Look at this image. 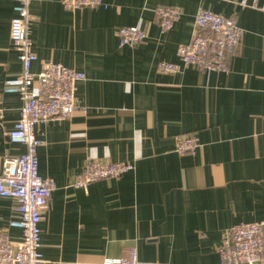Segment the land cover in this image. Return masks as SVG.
Returning <instances> with one entry per match:
<instances>
[{
    "label": "crops",
    "instance_id": "crops-1",
    "mask_svg": "<svg viewBox=\"0 0 264 264\" xmlns=\"http://www.w3.org/2000/svg\"><path fill=\"white\" fill-rule=\"evenodd\" d=\"M66 10L61 0H33L30 37L38 73L49 61L83 71L67 119L37 123L38 170L55 182L40 227L43 264H105L135 248L142 262L219 264L218 247L240 222L264 221V11L240 0H104ZM15 0H0V170L4 157L25 150L5 130L20 116L21 99L6 93L21 73L10 39ZM259 5L264 0H258ZM157 5L181 15L161 31ZM234 19L240 43L228 67L176 73L157 70L179 62L176 48L194 33L198 9ZM140 24L137 45L119 46L116 30ZM195 134L193 153L175 151ZM123 161L133 168L85 188L74 179L88 160ZM16 201L0 196V229L16 217ZM12 240L20 230L8 229Z\"/></svg>",
    "mask_w": 264,
    "mask_h": 264
},
{
    "label": "built area",
    "instance_id": "built-area-1",
    "mask_svg": "<svg viewBox=\"0 0 264 264\" xmlns=\"http://www.w3.org/2000/svg\"><path fill=\"white\" fill-rule=\"evenodd\" d=\"M33 0H15L10 24V39L21 62V73L8 81L3 90L16 93L21 99L20 116L14 127L5 130L10 142L25 146L24 152L4 157L0 170V196L16 201V217L0 229V264H43L40 251V227L43 211L48 208L55 182L43 177L38 170V148L44 141L34 133L37 123L50 119H67L76 105L77 84L86 78L83 71L49 61L38 73L31 71L37 59L30 37L29 6ZM66 10L105 5L104 0H61ZM240 5L259 8L258 0H240ZM154 15L163 32L169 31L181 15L177 6L157 5ZM242 29L237 22L222 14L200 7L194 15V33L187 43L176 48L179 62L160 61L161 73H176L182 66L192 65L201 71H221L228 67V54L241 41ZM119 46L137 45L146 33L140 24L122 26L116 30ZM4 110L0 106V123ZM264 136V128L262 132ZM199 147L195 134L180 136L175 151L193 153ZM133 165L123 161L88 160L76 175L74 185L85 188L89 183L117 178L130 171ZM20 230V239L12 240L8 229ZM219 264H264V221L240 222L228 229L218 247ZM105 264H161L142 262L135 248L125 255L109 258Z\"/></svg>",
    "mask_w": 264,
    "mask_h": 264
}]
</instances>
